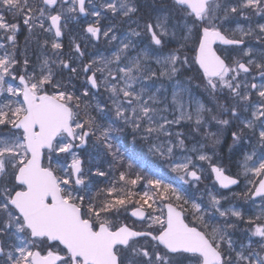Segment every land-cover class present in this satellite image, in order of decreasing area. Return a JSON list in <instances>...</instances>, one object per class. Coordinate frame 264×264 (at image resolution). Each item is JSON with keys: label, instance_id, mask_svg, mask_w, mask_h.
Here are the masks:
<instances>
[{"label": "snow or ice", "instance_id": "6c2138e0", "mask_svg": "<svg viewBox=\"0 0 264 264\" xmlns=\"http://www.w3.org/2000/svg\"><path fill=\"white\" fill-rule=\"evenodd\" d=\"M257 17L264 0H0V264H264ZM80 18L85 45L65 53ZM101 39L110 54L88 56ZM125 129L183 184L243 177L231 195L258 211L211 190L196 202L130 153Z\"/></svg>", "mask_w": 264, "mask_h": 264}, {"label": "rangeland", "instance_id": "374dc122", "mask_svg": "<svg viewBox=\"0 0 264 264\" xmlns=\"http://www.w3.org/2000/svg\"><path fill=\"white\" fill-rule=\"evenodd\" d=\"M87 19L91 20L92 17H88ZM83 23H86V21L85 20L84 21L77 20V21H72L68 24L67 29H65V35H64L66 41L71 42V40L73 38H75V39H77L78 42L81 43L82 47H84L85 41L80 39V37L85 35L84 32H82V30H80V27L82 28ZM102 23L107 24V21H102ZM19 41L24 43V34H21L19 36ZM23 43H21V45H23ZM99 45H101V46L97 48V47H93L92 43L87 42V47H86L85 51L88 54V56H96L97 54H99L101 52V50L106 46V43L103 41V39H101V42L99 43ZM108 47H110V46H108ZM30 52L31 53L29 56L32 59L33 63H35L36 62L35 56L38 54L37 53L33 54L32 49H30ZM64 52L68 53L66 50H64ZM107 55H108V53H107ZM86 59H87V56H86ZM12 83H15V82H12ZM165 84H166V87H168V89H169L168 95H169V99H170L171 87H170V85H168L167 82H165ZM174 131H180V132L184 133L185 137H187L185 142H186V145L188 147H191L195 143L196 140L200 139V136L197 133L193 132L191 127L188 124H184L183 126H176V127H174ZM229 142H230V139H229ZM139 146L143 147L141 149V151L143 152L145 157H148V159L146 158V161L149 164H151L161 176H163L166 179L173 180L175 182V185L177 187L181 188L183 191L187 187L188 190L190 191L191 195H192L191 197L194 200H196V202L201 203L202 205L206 206L208 203V191L211 190L213 193L220 192L222 194H226L229 197L228 200L222 201V204H224V206H226V207L229 205H235L237 207L242 208V210L245 211L246 215L254 214L255 212L258 211V208H252L250 206V204L247 203L246 201H244L243 199L238 198V197H233L231 195L232 191L242 192L244 190L245 184H244V178L243 177H241V185L237 189L231 190L228 193H224V192H221L220 190H218L216 188V186L213 184L212 180L210 181L208 179V177H209L208 174L210 171H206L203 174L206 178L199 184L198 187H192L191 185L183 184L182 181H179L178 179H176V174L172 173L168 169V167L164 161L159 160L157 157L153 156L148 151L147 145L144 142L139 141ZM244 148L246 151H251V148H249L248 145H245ZM177 155L178 156L180 155L179 150H177ZM225 157H226V150H225ZM240 160H242V154L241 153L236 154L234 162L233 161L230 162L227 158H225V163L229 167H234V170L232 171L233 174L236 173L237 164ZM204 167H205V169H207L208 166L206 163L204 164ZM128 222H131V218H128ZM236 235L237 234H235L234 238H236L237 240H240L242 238L241 233L238 232V235H240V237H236Z\"/></svg>", "mask_w": 264, "mask_h": 264}, {"label": "trees", "instance_id": "16d2710c", "mask_svg": "<svg viewBox=\"0 0 264 264\" xmlns=\"http://www.w3.org/2000/svg\"><path fill=\"white\" fill-rule=\"evenodd\" d=\"M80 30H82L81 27H80ZM82 32H83V30H82ZM63 41H64V45H65L63 50H66L67 52H69L71 50V43L69 41H66L65 37H63ZM20 43H23V42H20ZM33 48H34V46H33ZM30 49H29V55L31 53ZM32 52H33V54H36L33 51V49H32ZM100 53L107 55L108 52L105 50V48H103ZM120 136H121V142L125 144V146L129 149L130 153L133 154L138 161H140L144 165H146L148 169H151V170H154L157 172V170L151 164H149L146 161V158L148 159V157H145L143 152L141 151V149L143 147L139 146L140 140L137 139L135 143L132 142V133H131L130 129H125L122 133H120ZM92 151H93V154L95 155V153H97V152H102L103 149H100L99 146H96L95 148L92 149ZM208 179L210 180V175H209ZM184 191L186 192L187 195L188 194L191 195V193L188 189H184Z\"/></svg>", "mask_w": 264, "mask_h": 264}, {"label": "flooded vegetation", "instance_id": "af4514ba", "mask_svg": "<svg viewBox=\"0 0 264 264\" xmlns=\"http://www.w3.org/2000/svg\"><path fill=\"white\" fill-rule=\"evenodd\" d=\"M256 20L259 21V22H264V20H260V18H258V17L256 18ZM241 23L246 25V22H244V21H241ZM229 27H233L234 28L235 24L234 23L230 24ZM246 42L249 43V44H252V45H255V43H256L254 40H248Z\"/></svg>", "mask_w": 264, "mask_h": 264}, {"label": "water", "instance_id": "95a60500", "mask_svg": "<svg viewBox=\"0 0 264 264\" xmlns=\"http://www.w3.org/2000/svg\"><path fill=\"white\" fill-rule=\"evenodd\" d=\"M96 42V41H95ZM219 187V186H218Z\"/></svg>", "mask_w": 264, "mask_h": 264}]
</instances>
